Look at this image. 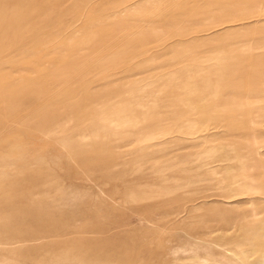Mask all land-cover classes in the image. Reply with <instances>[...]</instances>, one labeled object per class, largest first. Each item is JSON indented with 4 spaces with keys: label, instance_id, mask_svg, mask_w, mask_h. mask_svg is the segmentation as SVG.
<instances>
[{
    "label": "rangeland",
    "instance_id": "1",
    "mask_svg": "<svg viewBox=\"0 0 264 264\" xmlns=\"http://www.w3.org/2000/svg\"><path fill=\"white\" fill-rule=\"evenodd\" d=\"M0 264H264V0H0Z\"/></svg>",
    "mask_w": 264,
    "mask_h": 264
},
{
    "label": "bare ground",
    "instance_id": "2",
    "mask_svg": "<svg viewBox=\"0 0 264 264\" xmlns=\"http://www.w3.org/2000/svg\"><path fill=\"white\" fill-rule=\"evenodd\" d=\"M238 180H236V182H237ZM235 182V181H234ZM251 187V186H250ZM250 187H248V188H250Z\"/></svg>",
    "mask_w": 264,
    "mask_h": 264
}]
</instances>
